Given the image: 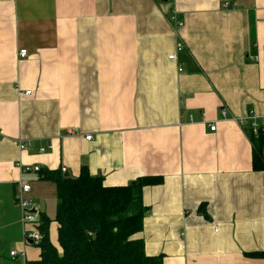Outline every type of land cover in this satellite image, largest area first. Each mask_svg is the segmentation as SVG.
<instances>
[{
	"label": "crops",
	"instance_id": "obj_1",
	"mask_svg": "<svg viewBox=\"0 0 264 264\" xmlns=\"http://www.w3.org/2000/svg\"><path fill=\"white\" fill-rule=\"evenodd\" d=\"M249 113L264 127V0H0V264L40 257L20 185L58 248L41 176L83 167L106 187L162 178L141 190L147 256L264 264V171L235 121Z\"/></svg>",
	"mask_w": 264,
	"mask_h": 264
},
{
	"label": "trees",
	"instance_id": "obj_2",
	"mask_svg": "<svg viewBox=\"0 0 264 264\" xmlns=\"http://www.w3.org/2000/svg\"><path fill=\"white\" fill-rule=\"evenodd\" d=\"M247 132L253 146L252 169L264 171V131L257 135ZM41 177L56 184L58 248L49 241L48 219L41 217L36 225L41 236L37 243L40 257L26 264H162L161 255L147 256L144 241L134 238L146 212L141 190L161 184L162 178L106 187L86 167L77 178L65 177L61 171L45 172Z\"/></svg>",
	"mask_w": 264,
	"mask_h": 264
},
{
	"label": "built area",
	"instance_id": "obj_3",
	"mask_svg": "<svg viewBox=\"0 0 264 264\" xmlns=\"http://www.w3.org/2000/svg\"><path fill=\"white\" fill-rule=\"evenodd\" d=\"M165 1H170V0H165ZM172 20L175 22V24L177 26H181L182 23L180 21L176 20V17L173 15L172 16ZM176 47V51H181L184 46L182 45V43L178 42ZM19 57L20 58H26L28 55L27 50H20L19 51ZM254 60L257 61V57L253 56ZM168 59L171 61H176V56L175 54H172L170 56H168ZM21 95H31L30 92H25L24 94L20 93ZM227 109L224 107L223 109H221L220 114L221 116L224 118L227 115ZM236 123L238 125H240L241 127H247L246 129L249 130L253 135H257L260 131H264V127H260L257 124L256 121V116L252 115V114H246L244 116H240L239 118L235 119ZM216 129V122L215 121H211L209 124V130L210 131H214ZM68 134H72L71 131L68 132ZM85 140L86 141H91L92 140V136L90 135H86L85 136ZM25 147V144H21L20 148L23 149ZM44 149L41 148L40 152H43ZM23 172L27 173V172H38L40 170V167H38L37 165H34L33 167H29V166H22L21 167ZM66 169L63 168L62 173L65 172ZM30 185L28 183H22L20 185V193H19V197H20V202H19V206L21 208V212H22V216H21V220L20 223H22L23 226H28L31 227V229H25L23 231V240L25 242H33L34 244L39 243L40 240V233L36 228L37 225V216L36 214H33L31 212V201L28 197H25L24 195L27 194L30 191ZM9 257H11L12 259H25V253L22 252H18L16 250H11L9 252Z\"/></svg>",
	"mask_w": 264,
	"mask_h": 264
},
{
	"label": "water",
	"instance_id": "obj_4",
	"mask_svg": "<svg viewBox=\"0 0 264 264\" xmlns=\"http://www.w3.org/2000/svg\"><path fill=\"white\" fill-rule=\"evenodd\" d=\"M64 176H65V177H68V176H69V174H68V173H66ZM32 213L34 214L35 212H32Z\"/></svg>",
	"mask_w": 264,
	"mask_h": 264
}]
</instances>
